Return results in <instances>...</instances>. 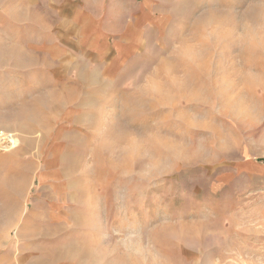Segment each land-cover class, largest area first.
Segmentation results:
<instances>
[{
  "label": "rangeland",
  "instance_id": "obj_1",
  "mask_svg": "<svg viewBox=\"0 0 264 264\" xmlns=\"http://www.w3.org/2000/svg\"><path fill=\"white\" fill-rule=\"evenodd\" d=\"M0 147V264H264V0H0Z\"/></svg>",
  "mask_w": 264,
  "mask_h": 264
},
{
  "label": "bare ground",
  "instance_id": "obj_2",
  "mask_svg": "<svg viewBox=\"0 0 264 264\" xmlns=\"http://www.w3.org/2000/svg\"><path fill=\"white\" fill-rule=\"evenodd\" d=\"M23 113H24V112H23ZM10 145H11V144H8L7 147H9ZM0 148H2V147H0ZM10 175H11V174H10ZM11 176H12V175H11ZM11 176H9V177H11ZM13 179H14V178H13ZM11 182H12V181H11ZM13 183H14V182H13Z\"/></svg>",
  "mask_w": 264,
  "mask_h": 264
}]
</instances>
